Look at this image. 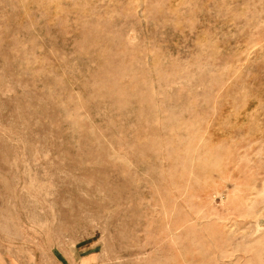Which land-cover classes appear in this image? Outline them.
<instances>
[{
	"label": "rangeland",
	"instance_id": "374dc122",
	"mask_svg": "<svg viewBox=\"0 0 264 264\" xmlns=\"http://www.w3.org/2000/svg\"><path fill=\"white\" fill-rule=\"evenodd\" d=\"M0 264H264V0H0Z\"/></svg>",
	"mask_w": 264,
	"mask_h": 264
}]
</instances>
